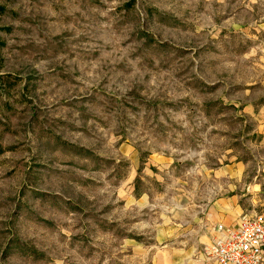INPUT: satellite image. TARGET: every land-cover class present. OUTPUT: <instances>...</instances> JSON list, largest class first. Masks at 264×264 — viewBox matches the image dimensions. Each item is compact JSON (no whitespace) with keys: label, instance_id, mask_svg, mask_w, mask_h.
Listing matches in <instances>:
<instances>
[{"label":"rangeland","instance_id":"374dc122","mask_svg":"<svg viewBox=\"0 0 264 264\" xmlns=\"http://www.w3.org/2000/svg\"><path fill=\"white\" fill-rule=\"evenodd\" d=\"M0 148V264H152L218 198L264 213V0H0Z\"/></svg>","mask_w":264,"mask_h":264},{"label":"built area","instance_id":"2783aa9c","mask_svg":"<svg viewBox=\"0 0 264 264\" xmlns=\"http://www.w3.org/2000/svg\"><path fill=\"white\" fill-rule=\"evenodd\" d=\"M204 249L215 264H264V214L251 213L233 224H217Z\"/></svg>","mask_w":264,"mask_h":264},{"label":"crops","instance_id":"0c3cea01","mask_svg":"<svg viewBox=\"0 0 264 264\" xmlns=\"http://www.w3.org/2000/svg\"><path fill=\"white\" fill-rule=\"evenodd\" d=\"M205 208L204 217L190 233L191 243L181 248L159 251L152 264H215L213 261H209L204 254L205 247L211 242L212 229L217 224L229 226L244 214L263 213L244 211L237 195L218 198L206 205Z\"/></svg>","mask_w":264,"mask_h":264},{"label":"water","instance_id":"95a60500","mask_svg":"<svg viewBox=\"0 0 264 264\" xmlns=\"http://www.w3.org/2000/svg\"><path fill=\"white\" fill-rule=\"evenodd\" d=\"M238 28V26L237 25H233V29H237Z\"/></svg>","mask_w":264,"mask_h":264},{"label":"trees","instance_id":"16d2710c","mask_svg":"<svg viewBox=\"0 0 264 264\" xmlns=\"http://www.w3.org/2000/svg\"><path fill=\"white\" fill-rule=\"evenodd\" d=\"M2 153V150H1V148H0V154Z\"/></svg>","mask_w":264,"mask_h":264}]
</instances>
